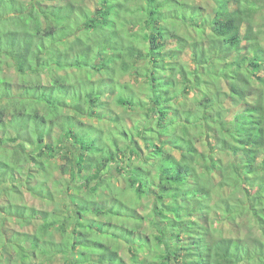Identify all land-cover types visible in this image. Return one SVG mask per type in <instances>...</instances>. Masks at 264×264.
<instances>
[{"label": "trees", "instance_id": "1", "mask_svg": "<svg viewBox=\"0 0 264 264\" xmlns=\"http://www.w3.org/2000/svg\"><path fill=\"white\" fill-rule=\"evenodd\" d=\"M196 1L0 0V264H264V0Z\"/></svg>", "mask_w": 264, "mask_h": 264}, {"label": "rangeland", "instance_id": "2", "mask_svg": "<svg viewBox=\"0 0 264 264\" xmlns=\"http://www.w3.org/2000/svg\"><path fill=\"white\" fill-rule=\"evenodd\" d=\"M209 1V0H208ZM198 4H201L203 6H206L208 5L206 0H197L196 1ZM258 23H259V27L260 29L264 30V18L263 19H259L258 20ZM263 35H264V32H263ZM264 42V41H263ZM200 58L199 59H202L203 56L200 55L199 56ZM188 61L190 60V57L187 58ZM191 62V61H190ZM10 69H7L5 74L8 78L12 79L15 84L19 82V78H18V75L16 74V72H14V70H10ZM85 76H80V77H77V79L75 77H73V82H69L71 84V86H74L76 87L78 83H75L76 81H79V85H83V80L85 79L84 78ZM87 79H91L89 76L86 77ZM63 83V82H62ZM140 86V85H137V87ZM136 88V87H135ZM92 131L94 132L95 130L92 129ZM201 148L202 150H206V146L205 145H201ZM70 150H74L73 147L71 146V144L67 143L63 146V149L61 150L62 153L66 154L68 151ZM10 154V153H9ZM59 164H62L63 161L60 159L59 161ZM227 170V169H226ZM35 170L33 169V171L29 172L31 174H33L32 172H34ZM115 173V172H114ZM229 173L226 172V175H228ZM57 178H60V180H62V176L61 174H58V177ZM120 185V184H119ZM121 186V185H120ZM121 193H123L124 197L126 198V200H132L134 196H132V194L124 189L121 190ZM19 198L22 200V203H26L28 204L29 206H34L36 207L37 209H40V210H53V205H50V204H47L45 202H43V200H41L40 198L36 197V196H33L28 190H26V188L24 187V189H22L20 195H19ZM148 206H149V199H144L140 202L139 205H136V207L138 208V212L141 216H145L147 215V211H148ZM144 222V220L142 221ZM145 224V223H144ZM12 227H14L16 230L20 231V232H28V233H36V232H40L41 234H45L44 236L46 237H49V233L47 230L44 229L43 224L41 222H38L36 221L35 223H32V224H28V225H25V226H20L19 224H16V223H12L11 224ZM145 226H147L145 224ZM225 229V228H224ZM225 232L228 233V234H233V230L232 228H226L225 229ZM93 239L97 240V237H93ZM56 264H62L61 261H57Z\"/></svg>", "mask_w": 264, "mask_h": 264}]
</instances>
